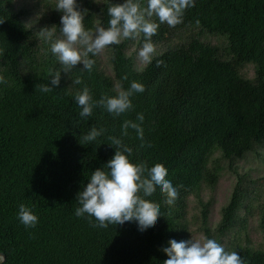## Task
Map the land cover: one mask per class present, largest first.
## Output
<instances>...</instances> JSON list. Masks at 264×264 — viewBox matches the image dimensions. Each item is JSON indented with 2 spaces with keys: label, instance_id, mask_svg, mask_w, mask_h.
<instances>
[{
  "label": "trees",
  "instance_id": "16d2710c",
  "mask_svg": "<svg viewBox=\"0 0 264 264\" xmlns=\"http://www.w3.org/2000/svg\"><path fill=\"white\" fill-rule=\"evenodd\" d=\"M13 0H0V252L3 264H163L168 259L163 248L170 240L190 239L185 219L187 199L200 197L206 184L214 188L221 174L219 166L210 167L216 152L233 164L255 145H264V0H193L175 27L159 24L154 43L163 42L173 30L198 27L201 32L227 39V53L203 42L197 36L168 47L139 70L127 54L130 39L110 45V62L115 81L124 90L133 81L145 91L130 97L133 108L113 116L103 107L93 108L82 118L74 97L84 87L94 101L102 95L117 94L114 80L101 70L97 56L91 71L75 66L68 75L61 73L58 87L50 84L61 69L51 52L45 64L37 58V35L27 27L23 13L13 7ZM125 0H107L101 7L91 0H79L78 10L85 12V30L94 31L96 22L107 28L111 5ZM141 8L147 0H138ZM62 27L58 22L57 29ZM143 40H145L143 35ZM164 63L157 67V61ZM252 64L253 80L240 68ZM127 76V80L123 79ZM80 79V84L73 83ZM38 84L53 87L52 92L36 89ZM144 116L141 141L134 129L122 135L126 120L140 124ZM104 129L91 143H80L91 127ZM116 137L132 149L133 164L148 168L160 163L167 169L166 179L177 189L172 205L159 186L149 197L160 206L154 227L141 232L135 221L123 225L98 224L85 214L77 217L80 205L76 197L87 186L91 173L102 169L115 155ZM141 144H144L141 147ZM150 145V146H149ZM236 172V169H233ZM107 171V169H105ZM243 177L223 208L218 234L226 235L240 220L246 230L247 215L238 219L246 191ZM24 204L38 217L35 227L26 228L18 218ZM209 204L203 207V231L213 239L208 226ZM91 221V223L89 222ZM260 228L264 235V206ZM245 264H264V251L254 249L250 241L233 250Z\"/></svg>",
  "mask_w": 264,
  "mask_h": 264
},
{
  "label": "clouds",
  "instance_id": "9594fccd",
  "mask_svg": "<svg viewBox=\"0 0 264 264\" xmlns=\"http://www.w3.org/2000/svg\"><path fill=\"white\" fill-rule=\"evenodd\" d=\"M190 6H193V0H147V7L142 9L138 0H125L123 4L111 5L108 8L110 20L107 28L98 24L92 31L85 30L86 10H78L76 0H57L56 10L62 13L60 36L53 40L56 26H45L37 32L39 37L51 42V52L62 66L49 76L50 84L58 87L61 73L68 75L78 64L83 65L81 71H91L95 61L88 58L89 54L97 56L108 46L119 45L125 39L135 40L141 33L144 34L145 40L137 59L140 64L151 63V57L156 50L151 38L156 35L159 27L151 18L156 16L161 24L175 27L182 22L183 12ZM163 63L162 60L157 61V67ZM2 79L0 77V81ZM123 79L127 80V76ZM73 83L80 84L81 80L77 79ZM36 89L45 93L53 91V87L47 84H38ZM115 90V96L102 95L98 101L93 100L87 87L78 91L74 100L81 109L79 115L82 118L89 117L93 108L100 106L113 116H120L133 108L130 97L134 93L145 91V88L141 83L133 81L127 90L118 82ZM137 120L140 124L126 120L122 125V135L127 136L128 129L131 128L143 141L142 113L137 115ZM103 132L104 129L98 130L93 126L87 135L82 136L80 143H91ZM109 140L116 146L115 155L102 169L91 173L87 186L77 194L76 200L80 206L76 208L75 215L83 217L87 214L94 217L98 224L92 226L100 228H107L109 224L116 226L135 221L138 230L143 232L154 227L160 217L159 204L145 197L151 196L159 186L162 194L167 197L165 203L172 205L178 196L177 189L166 179L167 169L162 164L157 163L151 168L144 163L133 164L128 155H125L131 154L132 149L124 145L119 138L110 136ZM143 146L144 144H141V147ZM18 218L26 228L35 227L38 222V217L24 204L19 206ZM168 244V247L163 248L168 257L163 264H245L237 252L226 251L213 239L191 237L182 241L173 239Z\"/></svg>",
  "mask_w": 264,
  "mask_h": 264
},
{
  "label": "rangeland",
  "instance_id": "374dc122",
  "mask_svg": "<svg viewBox=\"0 0 264 264\" xmlns=\"http://www.w3.org/2000/svg\"><path fill=\"white\" fill-rule=\"evenodd\" d=\"M14 10L23 13V20L27 27L32 29L37 35V58L39 63L45 64L49 60L51 53V42L39 37L37 32L45 26H56L53 40L60 36L57 25L60 22L62 13L56 10L57 0H13ZM79 0H76L78 4ZM85 1V0H83ZM94 5L101 7L107 0H91ZM155 16L151 18L154 21ZM99 20L96 22V26ZM143 33L140 37L133 40L130 39L127 54L133 57L135 65L139 70H142L147 64H140L137 59V54L141 49L144 40ZM197 36L203 42L219 47L222 57L226 60H232V56L227 53V39L220 35H213L201 32L198 27H186L181 30H173L171 34L163 42L154 43L155 53L151 59L166 50L168 47H174L183 44L187 37ZM126 40V39H125ZM124 41V40H122ZM79 48L80 46L77 45ZM111 49L108 46L101 54L97 55L101 70L105 75L115 81L113 67L110 62ZM58 65H60L58 61ZM61 66V65H60ZM241 74L253 80L255 78V68L252 64H246L240 68ZM219 166L222 168L220 177L214 188L204 185L200 197L195 195L190 196L186 202L185 219L189 227L190 238L200 239L207 238L203 231V207L209 204L208 226L211 229L213 240L221 244L228 252L233 250L237 244H246L250 241L251 246L256 250L264 251V235L260 228L261 211L264 206V145H255L254 148L245 154L241 159H236L233 164V169L230 168V163L222 158L220 152H216L210 163V167ZM243 177L242 185L246 191L244 206L239 210L238 219H243L247 212L246 205L251 206V212L248 217L246 230H242L240 220L236 226L231 229L226 235L218 234V227L222 220L223 208L229 203L233 191L239 181V177Z\"/></svg>",
  "mask_w": 264,
  "mask_h": 264
},
{
  "label": "water",
  "instance_id": "95a60500",
  "mask_svg": "<svg viewBox=\"0 0 264 264\" xmlns=\"http://www.w3.org/2000/svg\"><path fill=\"white\" fill-rule=\"evenodd\" d=\"M6 260V256L0 252V264H3Z\"/></svg>",
  "mask_w": 264,
  "mask_h": 264
}]
</instances>
